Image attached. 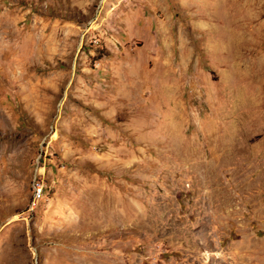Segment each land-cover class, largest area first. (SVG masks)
<instances>
[{
    "label": "rangeland",
    "instance_id": "obj_1",
    "mask_svg": "<svg viewBox=\"0 0 264 264\" xmlns=\"http://www.w3.org/2000/svg\"><path fill=\"white\" fill-rule=\"evenodd\" d=\"M0 264H264V0H0Z\"/></svg>",
    "mask_w": 264,
    "mask_h": 264
},
{
    "label": "built area",
    "instance_id": "obj_2",
    "mask_svg": "<svg viewBox=\"0 0 264 264\" xmlns=\"http://www.w3.org/2000/svg\"><path fill=\"white\" fill-rule=\"evenodd\" d=\"M34 190H35V192H36V194H43V188H42V186H36L35 188H34Z\"/></svg>",
    "mask_w": 264,
    "mask_h": 264
}]
</instances>
